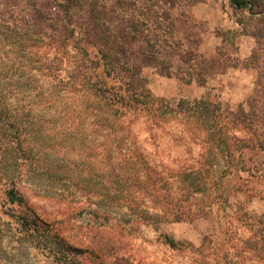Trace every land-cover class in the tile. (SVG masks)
<instances>
[{
	"label": "rangeland",
	"instance_id": "374dc122",
	"mask_svg": "<svg viewBox=\"0 0 264 264\" xmlns=\"http://www.w3.org/2000/svg\"><path fill=\"white\" fill-rule=\"evenodd\" d=\"M97 1L172 53L123 113L118 76L0 30V264H264V0Z\"/></svg>",
	"mask_w": 264,
	"mask_h": 264
},
{
	"label": "trees",
	"instance_id": "16d2710c",
	"mask_svg": "<svg viewBox=\"0 0 264 264\" xmlns=\"http://www.w3.org/2000/svg\"><path fill=\"white\" fill-rule=\"evenodd\" d=\"M186 1L190 4L198 2ZM232 2L236 7L245 4L244 0ZM110 15V9L97 0H0V30L5 39L19 40L24 36L46 39L56 49L72 51L77 56L75 69L86 74L88 70H95L101 65L105 77L113 73L121 81L118 87L122 89L125 86L123 92L118 93L125 113L134 109L133 102L146 98L143 89H139L142 81L140 69L156 66L164 72L166 68L165 61L159 60V51L154 48L163 41L164 47L160 50L162 53L168 55L173 49L169 48L170 52L164 51L167 39H159L158 35H146V24L138 16H131L129 19L121 16L122 18L114 20L112 28ZM163 28L165 32L167 26ZM32 45L34 43H30ZM29 49L32 51L33 47ZM189 53L192 54V51L186 50L184 54H180V60L186 62ZM87 77L85 79L88 80V85L103 98L104 90L100 86L106 83V79L90 84L92 76L87 74ZM98 84L100 86L97 88ZM204 110H198L201 116H204ZM180 175L187 176L182 171ZM16 194L15 191H10L12 203L22 201V197H17ZM165 241L171 248L177 245L168 236H165ZM70 260L74 264V259Z\"/></svg>",
	"mask_w": 264,
	"mask_h": 264
}]
</instances>
